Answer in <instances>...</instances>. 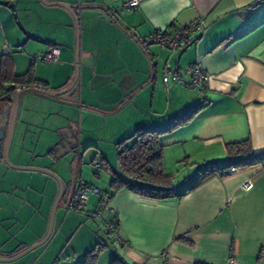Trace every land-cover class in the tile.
<instances>
[{
    "label": "crops",
    "instance_id": "1",
    "mask_svg": "<svg viewBox=\"0 0 264 264\" xmlns=\"http://www.w3.org/2000/svg\"><path fill=\"white\" fill-rule=\"evenodd\" d=\"M46 1L79 6L75 11L81 28L79 77L58 98L37 92L20 96L12 163L46 168L65 180L63 159L69 154L64 155L63 144L73 150L75 127L79 153L82 144H87L84 150L93 147L88 144L94 142L98 125L109 126L117 140L137 129H161L201 105L189 121L158 139L164 173L174 177L177 195L155 200L122 189L111 196L103 225L109 232L105 222L116 219L118 238L113 248L105 244L98 264H109L116 255L130 264H223L231 253L238 264H264V167L231 168L194 185L206 168L229 164L227 143L249 139L254 152L264 151V0H139L131 10L123 9L124 0ZM8 2L12 7L15 2L43 7L41 0ZM54 13L60 21L54 18L53 22L62 32L54 30L42 37L23 35L15 20L19 26L12 45L37 52L28 56L26 64L16 60L19 56L11 45L10 49L3 44L0 54L6 46L17 69L14 73H24L31 66L33 76L48 89L61 90L74 77L76 31L67 9ZM198 18L205 27L184 48L161 49L147 40L156 30L184 26ZM31 38L39 42L30 46ZM54 45L59 47L57 62L34 60ZM195 61L209 74L204 98L197 89L179 82L169 80L166 87V63L181 70ZM11 107L7 106L1 120L5 130ZM12 180V234L26 233L15 243L17 249L2 257L13 256L45 235L58 191L57 181L38 171L12 168ZM247 180L252 187L243 192L240 187ZM59 204L52 233L57 230L40 246L33 264H77L82 255L71 249L74 257L63 258L66 249L58 250L65 218ZM71 204L65 202L62 208L77 209ZM93 214L89 217L95 218ZM95 240L96 236L86 234L80 244L91 246ZM106 250L110 255L104 256Z\"/></svg>",
    "mask_w": 264,
    "mask_h": 264
},
{
    "label": "rangeland",
    "instance_id": "2",
    "mask_svg": "<svg viewBox=\"0 0 264 264\" xmlns=\"http://www.w3.org/2000/svg\"><path fill=\"white\" fill-rule=\"evenodd\" d=\"M8 0H0V48L3 44L8 45L14 55H18L19 57L16 60L20 64H26L28 56H31L34 53L32 48L30 50L22 49L20 46H16L17 44L12 45V41L14 40L13 37L15 36L17 31L15 30L16 26L21 25L23 35L25 33H32L33 35H37L42 37V35H47L52 31H56L57 33L62 32V27H58L55 22H53L54 18L59 19L54 10L58 8H63L58 5H45L42 1L41 3L43 7L40 5H27L24 2L21 3H13L7 4ZM46 1V0H45ZM47 2V1H46ZM71 5V4H70ZM38 6V7H37ZM74 10L77 11L79 6L78 4H73ZM14 11H13V10ZM69 12V11H68ZM77 13V12H76ZM71 14V13H70ZM16 17V19H15ZM26 19V20H25ZM17 20L19 25L16 23ZM73 23L74 19L72 17ZM26 21V22H25ZM16 24V25H15ZM27 25V26H26ZM26 28L28 30H26ZM74 30L76 31L75 23H74ZM81 29V28H80ZM82 33V30H81ZM15 41V40H14ZM35 42H39L38 40L31 38L30 39V46H35ZM11 45V46H10ZM42 54V53H41ZM13 55V56H14ZM40 55V54H39ZM22 58V59H21ZM41 62V61H38ZM8 63L10 69L14 72L17 69H13L12 66V58H8ZM12 104H10L11 106ZM12 108V107H11ZM6 110H4L5 112ZM3 112V113H4ZM2 113V114H3ZM1 118V117H0ZM101 122V121H100ZM99 122V123H100ZM17 123V121H16ZM98 123V124H99ZM101 124V123H100ZM16 127V125H15ZM15 131V128H14ZM118 131V130H115ZM76 127H75V140L71 144L73 146V150H71L68 145L63 144L65 146L64 155H66L63 159V172L65 175V183H63L65 193L63 194V198L60 200L59 210H63L64 223L63 229L61 234L58 237L61 239L59 242V252L61 249H66L63 258H67L66 255L69 254L71 258L74 257L72 250L78 249V251L82 253L92 249L97 243H104L108 245V248H113L115 244V236L104 230L103 220L107 217L106 212L101 210L100 204L98 203V198L102 195H107L110 192V181H111V172L107 171L103 167H100L101 155L106 157L108 162L111 164L112 168L115 169L116 167V144L123 139L124 137L117 138L114 140L113 134L110 132L109 126L107 125H98L97 131L95 136L93 137L94 142H89L88 145H93V147H89L86 150L84 148L87 144H82L81 152L78 153V138L76 136ZM117 133V132H116ZM13 139V136H12ZM120 139V140H119ZM88 143V142H87ZM11 145L12 140L9 148V160L12 163L11 159ZM61 150V149H60ZM74 151V153L72 152ZM99 152V153H98ZM71 153V154H70ZM4 148L0 149V221L2 226L0 227V254H12V249H14L15 243L19 240L20 237L24 236L26 233L25 230L19 237L17 235L12 234V187L15 183L12 180V167L6 164L3 160ZM81 156V158H79ZM70 164V166H69ZM98 164L99 167L95 165ZM52 171V170H51ZM53 172V171H52ZM54 173V172H53ZM60 178V177H59ZM77 182V184H87L93 188L98 189L99 193L90 192L88 196V200L85 203V206H80L79 209H71L66 210L62 208L66 204L69 203L72 196L73 186ZM19 187V186H18ZM20 202H17L19 205ZM89 212H91L89 214ZM94 213V214H93ZM99 214V218L95 219L89 217V215ZM95 219V220H94ZM10 223V224H9ZM6 226V227H5ZM10 226V227H8ZM5 227V228H4ZM60 227V226H59ZM9 228V230H7ZM57 227L51 233L49 240L52 239L54 233L56 232ZM90 237V235L96 236L95 242L90 244L91 246L82 247L80 244L83 240L85 235ZM49 241H46L47 244ZM68 243V245H67ZM44 244V243H43ZM42 245L37 246L36 248L26 252L25 254L21 255L20 257L9 261V264H33L34 259L37 256V252L41 250L40 247ZM20 249V246H18ZM17 249V248H15ZM14 249V250H15ZM24 248L18 250L15 254L22 251ZM72 249V250H71ZM111 251L106 250L104 256L110 255ZM13 254V255H15ZM82 255L80 259L77 260V264H81L82 262ZM80 260V261H79ZM0 264H5V262H0Z\"/></svg>",
    "mask_w": 264,
    "mask_h": 264
},
{
    "label": "trees",
    "instance_id": "3",
    "mask_svg": "<svg viewBox=\"0 0 264 264\" xmlns=\"http://www.w3.org/2000/svg\"><path fill=\"white\" fill-rule=\"evenodd\" d=\"M7 4L9 5L8 1ZM173 27L176 26H170L167 30ZM8 58H10L8 54H0V113H3L7 106L12 104L17 88L34 85L48 89L45 86V82L33 76L31 66L24 73H14L10 69ZM200 107L201 105L192 107L183 114L178 115L161 129H137L129 136L121 139L116 144L117 169L111 168L106 159L101 157L99 166L111 172L112 176L108 195L111 197L122 189H127L139 196L155 200H164L177 195L174 177L164 173L163 149L158 144V139L164 133L170 132L189 121ZM225 150L226 155L230 159L229 164L225 168H217L215 166L206 168L199 175L194 184L195 186L216 174L224 175L231 168L253 165L264 167V151L254 152L249 139L227 143ZM53 151L54 149H51L50 153ZM111 221L117 225L116 219ZM104 246L105 244L97 243L92 249L83 253L81 264H98V257ZM109 264L130 263L123 257L116 255ZM193 264L210 263L196 261Z\"/></svg>",
    "mask_w": 264,
    "mask_h": 264
},
{
    "label": "built area",
    "instance_id": "4",
    "mask_svg": "<svg viewBox=\"0 0 264 264\" xmlns=\"http://www.w3.org/2000/svg\"><path fill=\"white\" fill-rule=\"evenodd\" d=\"M139 5V0H124L123 9L131 10ZM205 27L204 20L198 18L191 23L184 26H176L170 30L167 28H161L156 30L147 40L158 45L161 49H168L171 51L179 50L190 44L194 40V33ZM2 53L9 54V50L6 46H3ZM34 60H40L44 62H57L59 60V47L52 46L48 51L37 55ZM169 80L173 82H179L187 87H193L198 90L200 97L204 98V90L209 80V74L202 68L199 61H195L189 65H186L181 70L177 67L171 66L166 63L164 66V84L168 86ZM19 89V88H17ZM98 167V164L95 165ZM233 170V169H231ZM252 183L247 180L241 184V191L246 192L250 190ZM99 193L96 188L88 186L87 184H77L75 182L72 190L71 202L73 207L79 209L80 206H85L88 200L89 193ZM110 196L102 195L99 198L101 210L104 212L110 211L109 207ZM95 218H99V214L94 215ZM110 233L118 238L117 225L115 222H105ZM165 252L163 257H167ZM223 264H238L237 258L233 253L224 260Z\"/></svg>",
    "mask_w": 264,
    "mask_h": 264
},
{
    "label": "water",
    "instance_id": "5",
    "mask_svg": "<svg viewBox=\"0 0 264 264\" xmlns=\"http://www.w3.org/2000/svg\"><path fill=\"white\" fill-rule=\"evenodd\" d=\"M44 4H49V5H58L61 7H64L65 9H67L71 15L74 18L75 21V27H76V56H75V72H74V77L72 79V81L70 82V84L68 86H66L65 88L61 89V90H50V89H45L43 87H39V86H24L21 87L19 89L16 90L13 99H12V108H11V114H10V118L8 121V126L6 128V130L2 127L1 125V120L7 115L6 112H4L1 116L0 119V149L3 147L4 148V154H3V160L6 164H8L10 167L15 168V169H19V170H32V171H38V172H42L45 174H48L50 176H52L58 183V191L57 194L54 198L52 207H51V211H50V215H49V222H48V228L47 231L45 233V235L36 243L32 244L31 246H29L28 248L18 252L17 254L10 256V257H2L0 256V262H9L12 261L18 257H20L21 255H23L24 253L28 252L29 250L42 245L43 243H45L49 238L50 235L52 233V228H53V222H54V213L56 210L57 205L59 204V201L61 200L63 194H64V186L63 183L61 181V179L59 178V176L55 173H53L51 170L46 169V168H41V167H36V166H22V165H16L10 162L9 160V148H10V144H11V140H12V136L14 134V128L16 125V121H17V116H18V111H19V104H20V96L25 93V92H37L43 95H47L50 97H60L61 95L67 93L68 91H70L75 84L78 81V77H79V39H80V28H79V21H78V16L73 8V6H71L70 4L64 3V2H46L45 0H41Z\"/></svg>",
    "mask_w": 264,
    "mask_h": 264
},
{
    "label": "flooded vegetation",
    "instance_id": "6",
    "mask_svg": "<svg viewBox=\"0 0 264 264\" xmlns=\"http://www.w3.org/2000/svg\"><path fill=\"white\" fill-rule=\"evenodd\" d=\"M2 116V113H0V117ZM1 119V118H0Z\"/></svg>",
    "mask_w": 264,
    "mask_h": 264
}]
</instances>
